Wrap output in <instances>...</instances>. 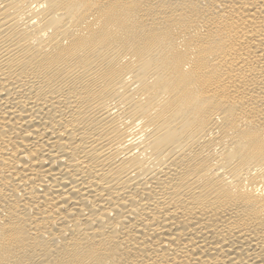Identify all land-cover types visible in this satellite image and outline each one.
Listing matches in <instances>:
<instances>
[{
    "label": "bare ground",
    "instance_id": "bare-ground-1",
    "mask_svg": "<svg viewBox=\"0 0 264 264\" xmlns=\"http://www.w3.org/2000/svg\"><path fill=\"white\" fill-rule=\"evenodd\" d=\"M0 264H264V0H0Z\"/></svg>",
    "mask_w": 264,
    "mask_h": 264
}]
</instances>
